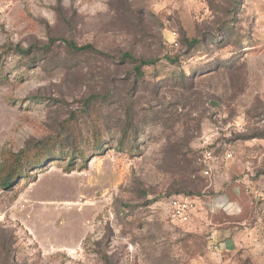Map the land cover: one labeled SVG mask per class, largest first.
<instances>
[{"label": "rangeland", "instance_id": "374dc122", "mask_svg": "<svg viewBox=\"0 0 264 264\" xmlns=\"http://www.w3.org/2000/svg\"><path fill=\"white\" fill-rule=\"evenodd\" d=\"M1 46L0 164L43 149L0 185V264H264V0H0Z\"/></svg>", "mask_w": 264, "mask_h": 264}, {"label": "trees", "instance_id": "16d2710c", "mask_svg": "<svg viewBox=\"0 0 264 264\" xmlns=\"http://www.w3.org/2000/svg\"><path fill=\"white\" fill-rule=\"evenodd\" d=\"M198 41H186L185 44L188 47H194L197 45ZM0 49H5V46H1ZM78 51H92L94 53L99 54L98 50L91 45H85L82 47L77 48ZM19 53H25L23 51L17 50ZM122 58L127 60L132 66L134 71V76L136 78H142L143 72L142 68L145 66H152L154 65L157 60H137L129 53H124ZM56 141V140H55ZM54 141V142H55ZM95 141V140H94ZM51 142V143H54ZM49 144V142L47 143ZM43 147L42 144H37L34 147L23 150L16 154H12L10 152H3L2 153V163L0 164V185L3 188H8L11 186L12 183L17 178H22L23 174H27V169L33 167L34 165H41V160H37L40 152L42 151ZM182 196V195H178ZM175 196V197H178ZM182 197H190V196H182ZM193 198V197H190Z\"/></svg>", "mask_w": 264, "mask_h": 264}, {"label": "built area", "instance_id": "2783aa9c", "mask_svg": "<svg viewBox=\"0 0 264 264\" xmlns=\"http://www.w3.org/2000/svg\"><path fill=\"white\" fill-rule=\"evenodd\" d=\"M202 175L205 178L210 177L212 173V168L208 164V161L211 159L210 152L202 153ZM226 158H230V154L226 155ZM246 192L249 195L250 204L252 205L256 217L261 225L264 227V192L260 191L258 188L247 189ZM198 205V200L190 197H173L168 200V207L170 209V214L174 220H178L180 223H187L190 214L196 211ZM208 240H213V233L210 234Z\"/></svg>", "mask_w": 264, "mask_h": 264}, {"label": "crops", "instance_id": "0c3cea01", "mask_svg": "<svg viewBox=\"0 0 264 264\" xmlns=\"http://www.w3.org/2000/svg\"><path fill=\"white\" fill-rule=\"evenodd\" d=\"M207 206H208V211L211 212L212 214L213 213L216 214L218 212H222L224 214H229V213L235 212V214L240 215L243 212V207L239 203V201L230 198L229 195H221V196L215 197L207 203ZM258 225L260 227L264 228L263 225H261L259 221H258ZM213 235H214L213 240H215V233Z\"/></svg>", "mask_w": 264, "mask_h": 264}]
</instances>
